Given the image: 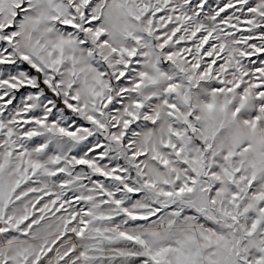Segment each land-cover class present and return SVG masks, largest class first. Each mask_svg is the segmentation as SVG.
Wrapping results in <instances>:
<instances>
[{
	"label": "snow or ice",
	"instance_id": "1",
	"mask_svg": "<svg viewBox=\"0 0 264 264\" xmlns=\"http://www.w3.org/2000/svg\"><path fill=\"white\" fill-rule=\"evenodd\" d=\"M0 264H264V0H0Z\"/></svg>",
	"mask_w": 264,
	"mask_h": 264
}]
</instances>
